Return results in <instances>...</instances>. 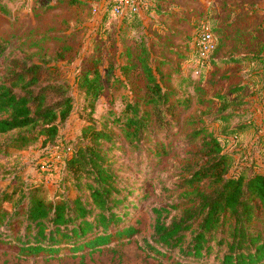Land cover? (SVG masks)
Masks as SVG:
<instances>
[{"label":"trees","instance_id":"trees-1","mask_svg":"<svg viewBox=\"0 0 264 264\" xmlns=\"http://www.w3.org/2000/svg\"><path fill=\"white\" fill-rule=\"evenodd\" d=\"M153 1L150 13H160L164 4L171 5L166 0ZM108 3L111 9L105 13L103 25L114 5L113 1ZM123 23L136 27L143 19L126 11ZM8 50V42L0 38V64L2 58L6 62L0 74V136L5 137L0 142V155L7 157L11 150L24 151L39 143L55 149L75 109L69 83L59 77L52 60L10 56ZM219 51L218 45L206 57L196 53L214 66L220 61L240 66L242 59L231 55L216 61ZM258 56L255 54L253 60L264 64V58ZM87 64L80 66L76 82L84 96L80 113L89 124L67 148L56 194L52 195L44 182L26 181L18 172H7L12 174L11 181L0 192V256L5 260L36 263L83 258L130 244L139 233L130 222L139 205L127 200L132 190L119 175L122 168L111 154L119 145L107 125L114 123L127 143L140 152L144 138L148 134L153 138L157 126L166 130L178 111L190 108L191 101L164 88L148 53H141L138 62L121 66L117 78L131 84L133 98L120 116L98 126L94 112L104 91L103 76L99 59ZM262 68L248 72L241 66L235 68L248 79L229 91L258 87L256 97L264 118V78L259 85L254 80L264 77ZM217 96L225 101L214 118L221 126L216 132L200 127L188 134L185 143L194 150L188 153L187 163L174 182L179 196L151 209L153 232L142 238L140 247L153 259L169 264H264V171L252 166L257 160L251 165L247 160L256 157L257 148L262 161L258 167L264 170V121L254 125L258 134L250 148H241L239 136L251 124L229 125L232 113L228 111L236 102L224 100L223 94ZM238 144L237 150L230 149ZM156 145L160 148L157 154L169 153L167 145ZM238 151L242 157L239 162L235 156Z\"/></svg>","mask_w":264,"mask_h":264},{"label":"rangeland","instance_id":"rangeland-1","mask_svg":"<svg viewBox=\"0 0 264 264\" xmlns=\"http://www.w3.org/2000/svg\"><path fill=\"white\" fill-rule=\"evenodd\" d=\"M166 1L171 5L164 4L160 13L144 14L143 24L135 27L123 23V16L112 12L103 25L105 13L111 9L104 0H0V38L8 42V54L30 55L39 62L52 60L51 65H55L59 77L69 83L75 98V109L61 130L58 147L49 149L39 143L28 150H11L7 157L0 155V192L11 181L12 174L7 172L14 171L26 181L44 182L50 193L56 194L63 177L67 148L89 124L80 113L84 96L79 94L76 80L80 66H87L91 59L100 60L103 76L104 91L94 112V123L98 126L120 116L126 102L133 98L131 84L117 78L121 76V66L138 62L141 53H148L164 88L191 101L190 108L178 111L166 130L161 131L157 126L153 138L148 134L140 152L127 143L114 123L107 125L119 145L111 152L122 168L119 175L132 190L127 200L131 205H139L130 216V222L139 230L133 235L132 243L83 258L50 262L5 260L0 256V264H169L149 257L140 247L141 240L153 232L152 207L167 204L179 196L174 182L187 163L188 153L194 150L185 143L188 134L200 127L216 132L221 126V122L214 121L225 102L218 94L225 95L224 100L236 102L228 111L232 113L229 125L251 124L239 136L241 148L242 145L250 148L258 134L255 127L264 121L256 97L258 87L244 85V89L230 92L231 87L241 86L248 75L232 68L231 64L217 67L209 61L201 63L194 36L202 24H207L222 54L239 51L243 45L239 41L232 42L231 36L249 34L262 38L264 35V29H260L264 24V6H257L262 0H241L247 2L245 6L234 5L232 0ZM5 63L2 58L0 74L4 72ZM262 78L254 80L259 85ZM4 138L0 136V142ZM158 142L167 145L168 154H157ZM237 148L239 144L230 149ZM255 149L257 155L247 159L248 163L251 165L257 160L252 166L264 171L263 166L258 167L262 161ZM240 153H235L237 162L242 160Z\"/></svg>","mask_w":264,"mask_h":264},{"label":"built area","instance_id":"built-area-1","mask_svg":"<svg viewBox=\"0 0 264 264\" xmlns=\"http://www.w3.org/2000/svg\"><path fill=\"white\" fill-rule=\"evenodd\" d=\"M114 2L112 8V14L121 15L126 11H132L140 16L150 12V9L154 6L153 0H104V2ZM98 12V9H94ZM194 40L197 45V52L200 53L202 57H206L208 54L213 52L217 47V41L212 32L211 28L207 24H202L194 36ZM203 62V59H201ZM197 74L198 71L196 70Z\"/></svg>","mask_w":264,"mask_h":264},{"label":"crops","instance_id":"crops-1","mask_svg":"<svg viewBox=\"0 0 264 264\" xmlns=\"http://www.w3.org/2000/svg\"><path fill=\"white\" fill-rule=\"evenodd\" d=\"M231 3H234V5H237L239 3L242 6L247 5V2L243 3L241 0H232ZM257 6L263 7L264 6V0H262V2L259 3ZM241 8H243V7H241ZM141 18L143 19V16H141ZM262 28L264 29V24H262L260 29H262ZM230 40H232V42H235V41L238 42L239 41L243 45L242 49H240L239 51H236V52L231 51V52H228L226 54H222V51L220 49V51L218 52V55H216V61H218V59H221L222 57L227 58L231 55V56H235V57H240L242 59V61L240 63L241 69L245 70L247 72L250 71V69L255 68V67H263L264 68V64H260V61L253 60L255 54H259L258 57L264 58V35L262 38L257 37L255 35L250 36L249 34L234 35V36L230 37ZM254 49L255 50L258 49V52L255 53L256 51ZM260 50H262V51L260 52ZM227 64L228 65L231 64V67L234 69L240 67L234 61L227 63ZM216 65L220 67L222 65L221 61L217 62ZM263 68H262V70L264 71Z\"/></svg>","mask_w":264,"mask_h":264}]
</instances>
